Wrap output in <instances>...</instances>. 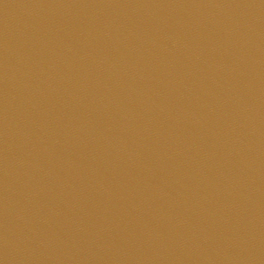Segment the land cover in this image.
I'll return each mask as SVG.
<instances>
[{"label": "water", "instance_id": "95a60500", "mask_svg": "<svg viewBox=\"0 0 264 264\" xmlns=\"http://www.w3.org/2000/svg\"><path fill=\"white\" fill-rule=\"evenodd\" d=\"M0 264H264V0H0Z\"/></svg>", "mask_w": 264, "mask_h": 264}]
</instances>
